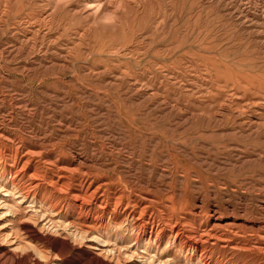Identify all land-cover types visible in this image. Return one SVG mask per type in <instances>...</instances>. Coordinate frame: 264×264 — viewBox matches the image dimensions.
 Wrapping results in <instances>:
<instances>
[{"label": "rangeland", "instance_id": "rangeland-1", "mask_svg": "<svg viewBox=\"0 0 264 264\" xmlns=\"http://www.w3.org/2000/svg\"><path fill=\"white\" fill-rule=\"evenodd\" d=\"M0 156V173L41 176L43 201L73 205L98 178L110 248L154 221L162 248L144 240L141 258L185 264L195 243L192 264H264V0H0ZM11 179L0 230L22 245L32 222L2 192ZM70 240L63 259L34 246L113 264Z\"/></svg>", "mask_w": 264, "mask_h": 264}, {"label": "bare ground", "instance_id": "bare-ground-1", "mask_svg": "<svg viewBox=\"0 0 264 264\" xmlns=\"http://www.w3.org/2000/svg\"><path fill=\"white\" fill-rule=\"evenodd\" d=\"M24 166L18 172L12 173L11 170L8 171L4 169L0 173V179L3 181H5L8 176H12V179L10 180L11 189L6 190L2 188V192L6 193L8 197H11L13 199L14 202L13 209H16L17 211L18 210L21 211V209L24 207L23 210H30V213L29 214L26 213V215L29 216L27 219L32 222L31 226L28 225V228L24 230V234L25 236H27V239L25 242L23 241L22 245H18V243H16L17 241L15 240V238L12 240L10 235L8 234L5 235L0 230V241L3 242L0 245V264H41L38 259L44 260V262L45 261L48 262V259L50 258L46 255L45 253L46 251L40 249L41 247L39 248L38 245L34 246L36 245L34 242H41V244H44L45 247H47L51 252L55 253L56 259L66 258L70 249H72V246L71 248L69 247L70 245L67 246L68 245L66 242L67 239L68 240L71 239L70 241H73L74 243H76V245L78 243L79 247H83L82 246L83 244L86 245L87 244L86 242L88 243L90 242L93 244L95 242L106 245L104 251L103 250L102 251L105 255L104 256L105 258L103 260L105 262L107 261L108 263L141 264V262L138 261L143 260L144 261L143 264H183V263H179L177 261V258H172L170 255L169 257L167 256L165 260H163L161 257L163 255L162 250L158 253V255L157 254L156 256L155 254L152 256L150 255L147 259L139 257L138 252L140 249H143L145 251V254L150 253L149 251L151 250V246L148 245L143 246L141 244V242L144 240H147V242L152 241V243L154 244V248L157 252L158 250H160V248H162L161 240L163 235V229L162 228L160 229L161 226H158V223L157 225H155L153 223L154 221L149 226H147L148 228L144 226L141 227L140 232L134 238V240L127 242L125 241L124 242L125 249L110 248L109 245L106 243V241H103L98 236H96V233H98L101 229H105L104 214L107 213L108 210L107 205L109 202L107 187H105L106 185L100 184V180L98 178H90V176L86 175L79 180L78 182V187L80 189L79 192L81 193L83 192V195L82 194L74 195L73 200L76 203L73 205L67 204L66 203L67 201L66 200L63 201L62 199L61 200L52 199L51 201L49 200L43 201L38 191L39 184L35 183V180L37 178L39 179L41 176H39L37 173H34L32 176L28 178V181H25L24 180L25 177L22 172L24 170ZM52 186L56 187L57 185L52 184ZM90 190H91L90 194L87 195V193ZM99 193H100L99 198H102L103 201L100 202L99 207L94 209L90 207L89 201L96 199ZM1 199L3 198H0V200ZM122 199L123 198L121 197L116 199L115 208L120 207V205L122 204ZM144 211L145 210H142L140 212L141 213L140 216L143 215ZM101 212H102V216L100 217L98 215ZM7 213H9V219L6 220L5 217L4 220L10 222L16 219L14 213L11 212L10 209L7 210ZM71 220H74L76 222ZM75 223H77L78 226H76ZM38 232L40 233L44 232L47 234V236L36 234ZM33 233H35V235ZM173 240H174L173 243L179 244L180 234L178 233L177 235H175L173 237ZM5 245H7V247L9 248H12V246H16V248H14L13 251H9V249L7 250L4 247ZM198 246L199 245L195 243H187L181 246L182 252H184L185 264H192L194 262V258L196 257ZM87 249L92 250L94 249V247L88 246ZM87 249L86 252L91 254L92 252H89V250ZM21 253H24V255L22 256ZM52 262L54 264H58L56 263L55 259H53ZM52 262L50 263L48 262L46 264H52ZM69 264H99V263L97 262L75 263L74 261H72ZM200 264H205V262L201 260Z\"/></svg>", "mask_w": 264, "mask_h": 264}]
</instances>
